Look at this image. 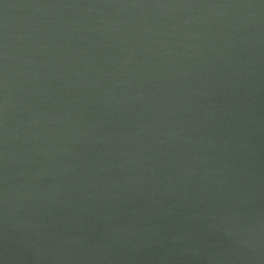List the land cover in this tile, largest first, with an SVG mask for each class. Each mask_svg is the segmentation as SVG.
Returning a JSON list of instances; mask_svg holds the SVG:
<instances>
[{
  "label": "water",
  "instance_id": "water-1",
  "mask_svg": "<svg viewBox=\"0 0 264 264\" xmlns=\"http://www.w3.org/2000/svg\"><path fill=\"white\" fill-rule=\"evenodd\" d=\"M0 264H264V0H0Z\"/></svg>",
  "mask_w": 264,
  "mask_h": 264
}]
</instances>
